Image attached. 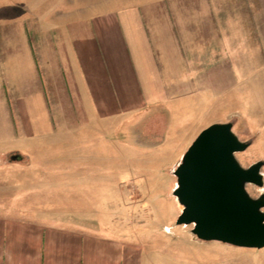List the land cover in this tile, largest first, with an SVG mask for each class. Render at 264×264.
<instances>
[{
  "label": "rangeland",
  "instance_id": "rangeland-1",
  "mask_svg": "<svg viewBox=\"0 0 264 264\" xmlns=\"http://www.w3.org/2000/svg\"><path fill=\"white\" fill-rule=\"evenodd\" d=\"M191 3L196 0H0L1 208L134 243L136 264H264V247L202 241L192 225L175 223L182 206L173 196L174 169L210 124L231 122L249 144L235 153L242 167L263 161V186L246 190L253 198L264 192V139L237 107L229 115H185L182 122L192 123L178 128V53L180 68H199L198 87L207 82L206 66L221 63V45L207 44L217 29L205 22L178 28V15L190 13ZM115 19L144 24L161 91L142 89L135 108L111 115L78 106L70 55L87 42L103 57Z\"/></svg>",
  "mask_w": 264,
  "mask_h": 264
},
{
  "label": "crops",
  "instance_id": "crops-1",
  "mask_svg": "<svg viewBox=\"0 0 264 264\" xmlns=\"http://www.w3.org/2000/svg\"><path fill=\"white\" fill-rule=\"evenodd\" d=\"M219 1L196 0L187 6L190 13L178 15V28H197L205 22L207 28L217 29L216 39L212 43L208 37L207 44L221 45L217 52L221 63L206 66L207 82L201 87L199 68L186 64L180 68L183 57L178 53V128L192 123L189 117L182 122L185 115H229L237 107L238 115L254 124L264 139V0ZM179 7L183 6L178 5V12H187ZM111 24L113 40L101 49L103 57L86 42L76 49L78 53L70 51V59L72 86L80 92L78 106L98 113L106 109L112 115L120 108H135V93L160 92L161 84L144 24L135 19H115ZM214 47L206 60H213ZM183 76L192 79L184 81ZM0 264H136L135 245L111 234L17 217L0 207Z\"/></svg>",
  "mask_w": 264,
  "mask_h": 264
},
{
  "label": "water",
  "instance_id": "water-1",
  "mask_svg": "<svg viewBox=\"0 0 264 264\" xmlns=\"http://www.w3.org/2000/svg\"><path fill=\"white\" fill-rule=\"evenodd\" d=\"M248 145L233 133L231 122L199 132L173 172V196L182 206L177 225H192L202 241L264 247V193L253 198L246 190L247 184L263 186V161L242 167L235 157Z\"/></svg>",
  "mask_w": 264,
  "mask_h": 264
},
{
  "label": "flooded vegetation",
  "instance_id": "flooded-vegetation-1",
  "mask_svg": "<svg viewBox=\"0 0 264 264\" xmlns=\"http://www.w3.org/2000/svg\"><path fill=\"white\" fill-rule=\"evenodd\" d=\"M263 193H264V192H263ZM261 194H262V193H261ZM261 194H260V195H261ZM260 195H259V196H260Z\"/></svg>",
  "mask_w": 264,
  "mask_h": 264
}]
</instances>
